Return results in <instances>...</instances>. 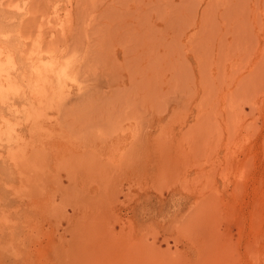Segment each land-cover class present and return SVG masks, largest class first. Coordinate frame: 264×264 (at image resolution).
Wrapping results in <instances>:
<instances>
[{
  "label": "rangeland",
  "instance_id": "rangeland-1",
  "mask_svg": "<svg viewBox=\"0 0 264 264\" xmlns=\"http://www.w3.org/2000/svg\"><path fill=\"white\" fill-rule=\"evenodd\" d=\"M0 264H264V0H0Z\"/></svg>",
  "mask_w": 264,
  "mask_h": 264
},
{
  "label": "bare ground",
  "instance_id": "bare-ground-1",
  "mask_svg": "<svg viewBox=\"0 0 264 264\" xmlns=\"http://www.w3.org/2000/svg\"><path fill=\"white\" fill-rule=\"evenodd\" d=\"M33 252L31 251V254H32ZM34 255V254H33ZM33 258V257H32Z\"/></svg>",
  "mask_w": 264,
  "mask_h": 264
}]
</instances>
